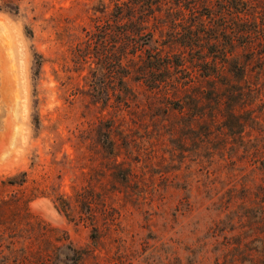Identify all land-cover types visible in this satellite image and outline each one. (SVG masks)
I'll use <instances>...</instances> for the list:
<instances>
[{
    "label": "rangeland",
    "instance_id": "rangeland-1",
    "mask_svg": "<svg viewBox=\"0 0 264 264\" xmlns=\"http://www.w3.org/2000/svg\"><path fill=\"white\" fill-rule=\"evenodd\" d=\"M114 1L24 0L19 16L0 13V200L12 211L0 264H251L257 244H238L264 230L248 194L264 183V73L226 72L225 118L202 142L140 83L118 103L99 68L96 96L94 60L78 51Z\"/></svg>",
    "mask_w": 264,
    "mask_h": 264
},
{
    "label": "trees",
    "instance_id": "trees-1",
    "mask_svg": "<svg viewBox=\"0 0 264 264\" xmlns=\"http://www.w3.org/2000/svg\"><path fill=\"white\" fill-rule=\"evenodd\" d=\"M23 1L0 0V13L19 16ZM27 35L32 37L30 29ZM86 38L78 58L84 64L88 58L94 60L90 70L94 95L103 92L95 81L99 68L113 81L118 103L129 99L127 81L140 83L177 117L186 119L187 128L197 132L202 142L215 116L225 118L226 72L238 81H247L249 72L264 73V0H115L107 20ZM112 40L116 51L105 52ZM150 42L154 46L149 47ZM35 64L41 65L39 60ZM255 153L262 154L257 170L264 179V149ZM7 184L16 185L11 180ZM248 194L257 205L252 218L264 223V183ZM6 212H12L10 202L1 199L0 237L8 229ZM255 230L249 240L244 239L248 242L238 245L248 249L249 244H257L251 248V264H264V230Z\"/></svg>",
    "mask_w": 264,
    "mask_h": 264
},
{
    "label": "snow or ice",
    "instance_id": "snow-or-ice-1",
    "mask_svg": "<svg viewBox=\"0 0 264 264\" xmlns=\"http://www.w3.org/2000/svg\"><path fill=\"white\" fill-rule=\"evenodd\" d=\"M0 83H2V81H0ZM2 116H3V106H2V104H0V132H2V130H3Z\"/></svg>",
    "mask_w": 264,
    "mask_h": 264
},
{
    "label": "bare ground",
    "instance_id": "bare-ground-1",
    "mask_svg": "<svg viewBox=\"0 0 264 264\" xmlns=\"http://www.w3.org/2000/svg\"><path fill=\"white\" fill-rule=\"evenodd\" d=\"M3 40V39H2ZM4 42V41H3ZM7 45V44H6ZM0 49H3V47H2V41H1V39H0ZM11 94V93H10ZM10 96H12V95H10ZM13 101V100H12ZM10 102V101H9ZM12 110V109H11Z\"/></svg>",
    "mask_w": 264,
    "mask_h": 264
}]
</instances>
